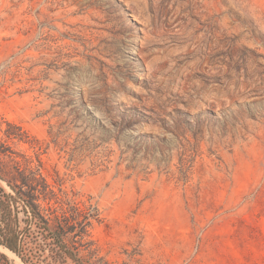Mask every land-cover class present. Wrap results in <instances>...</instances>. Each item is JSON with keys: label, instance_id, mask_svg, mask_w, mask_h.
<instances>
[{"label": "rangeland", "instance_id": "1", "mask_svg": "<svg viewBox=\"0 0 264 264\" xmlns=\"http://www.w3.org/2000/svg\"><path fill=\"white\" fill-rule=\"evenodd\" d=\"M0 115L92 222L57 260L12 201L20 256L0 177V264H264V0H0Z\"/></svg>", "mask_w": 264, "mask_h": 264}, {"label": "trees", "instance_id": "2", "mask_svg": "<svg viewBox=\"0 0 264 264\" xmlns=\"http://www.w3.org/2000/svg\"><path fill=\"white\" fill-rule=\"evenodd\" d=\"M28 137L22 127L0 115V177L15 192V196L5 195L6 199L1 202L2 222L4 224L2 231L5 236L3 243L11 251L20 256L23 255L19 250L20 233L17 229V219L13 217L11 209L12 201L15 203L21 201L25 206L28 219L40 220V226H42L40 228L51 236L55 259L60 260L65 256L79 263V260L72 256L69 251L68 244L84 239L88 234V229L92 226L90 217L78 203H72L59 197L51 185L44 183L42 185L43 190L39 189L40 183L37 176H40V173L30 167V159L26 155L22 156L24 162L13 157L17 154L13 145L16 142H27ZM4 156L11 158V165L1 162V157ZM38 194H43L48 203L47 210L50 212L48 218L42 216L40 212V205L37 204L40 199ZM99 215V210H97L94 217L97 222L101 221Z\"/></svg>", "mask_w": 264, "mask_h": 264}, {"label": "bare ground", "instance_id": "3", "mask_svg": "<svg viewBox=\"0 0 264 264\" xmlns=\"http://www.w3.org/2000/svg\"><path fill=\"white\" fill-rule=\"evenodd\" d=\"M5 251H8V253L10 252V254L12 253L11 251H9L8 249L7 250H5Z\"/></svg>", "mask_w": 264, "mask_h": 264}]
</instances>
